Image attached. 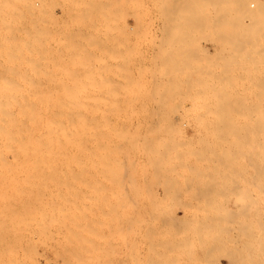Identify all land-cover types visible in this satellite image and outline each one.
Masks as SVG:
<instances>
[{
  "label": "rangeland",
  "instance_id": "rangeland-1",
  "mask_svg": "<svg viewBox=\"0 0 264 264\" xmlns=\"http://www.w3.org/2000/svg\"><path fill=\"white\" fill-rule=\"evenodd\" d=\"M40 1L0 0V154L35 153L0 156V264H264V0Z\"/></svg>",
  "mask_w": 264,
  "mask_h": 264
},
{
  "label": "bare ground",
  "instance_id": "bare-ground-1",
  "mask_svg": "<svg viewBox=\"0 0 264 264\" xmlns=\"http://www.w3.org/2000/svg\"><path fill=\"white\" fill-rule=\"evenodd\" d=\"M23 1H24V0H23ZM42 1H43V0H42ZM42 1H40V3H42ZM247 1H248V0H245L244 2H246V4L249 5V2L247 3ZM250 1L253 2V0H250ZM242 2H243V1H242ZM244 2H243V3H244ZM25 3H26V2H25ZM174 3H175V2H174ZM43 4H44V2H43ZM175 4H176V3H175ZM246 4H245V6H246ZM258 4H260V5L262 6L263 1H262V0H259V1H258ZM39 5H40V4H39ZM45 5H47V4H44V6H45ZM42 6H43V5H42ZM253 6H254V4L251 3V4H250V9H251L252 12L250 11V9H248L249 7H248V8L246 7L249 11H247V12H245V13L251 12V13H250L251 16H252V14H254L255 12L257 13L258 10H252V9H254ZM23 7H24V6H23ZM39 7H40V6H39ZM36 8H37V7H36ZM40 8H41V7H40ZM40 8H39V9H40ZM43 8H44V7H43ZM41 9H42V8H41ZM44 9H45V8H44ZM33 10H34V9H33ZM24 11H25V10H24ZM40 11H41V10H40ZM44 11H45V10H44ZM159 11H160V10H159ZM174 11H175V10H174ZM178 11H179V9H178ZM178 11H177V12H178ZM226 11H227V10H226ZM234 11H235V10H234ZM28 12H29V11H28ZM46 12H47V11H46ZM177 12H176V13H177ZM221 12H222V11H221ZM224 12H225V11H224ZM230 12H231V11H230ZM232 12H233V10H232ZM235 12H236V11H235ZM239 12H240V11H239ZM258 12H259V11H258ZM26 13H27V12H26ZM174 13H175V12H174ZM226 13H227V12H226ZM237 13H238V11H237ZM241 13L244 14V11L241 12ZM27 14H29V13H27ZM219 14H220V13H219ZM221 14H222V13H221ZM250 14H248V15L250 16ZM0 15H1V13H0ZM31 15H32V14H31ZM42 15H44V12H43ZM225 15H226V14H225ZM245 15H246V14H245ZM29 16H30V14H29ZM243 16H244V15H243ZM39 17H40V16H39ZM44 17H45V16H44ZM50 17H52V16H50ZM179 17H180V16H179ZM179 17H178V18L176 17V18L179 19ZM244 17H245V16H244ZM220 18H222V17L220 16ZM253 18H255V17H253ZM253 18H252V19H253ZM41 19H42V18H41ZM41 19H37V20H41ZM46 19H49V18H46ZM180 19H181V18H180ZM216 19H217V18H216ZM51 20H52V18H51ZM248 20H249V19H248ZM42 21H43V19H42L40 22H42ZM44 21H45V19H44ZM180 21H181V20H180ZM251 22H253V21H251ZM45 23H46V22H45ZM125 27H126V26H125ZM76 29H77V27H76ZM92 29H93V32H94L96 28H95V29H94V28H91V31H92ZM79 30H83V28L78 29V32H79ZM76 31H77V30H76ZM84 31H85V30H84ZM84 31H81V32H83L82 34L85 35ZM86 31H87V32H86ZM86 31H85V32L88 33V30H86ZM89 31H90V29H89ZM91 31H90V32H91ZM96 31H98V29H97ZM90 32H89V33H90ZM99 32H100V30H99ZM94 33H95V32H94ZM80 34H81V33H80ZM76 35H77V33H76ZM86 35H87V34H86ZM93 35H94V34H93ZM216 35H217V34H216ZM246 35H247V34H246ZM246 35H245V38H246ZM248 35H249V34H248ZM88 36H92L91 33H90ZM188 36H189V35H188ZM242 36H243V35H242ZM213 37H214V36H213ZM252 37L255 38L254 36H252ZM248 38H249V37H248ZM248 38H247V39H248ZM213 39H214V38H213ZM213 39H212V40H213ZM212 40H211V41H212ZM217 40H218V39H217ZM260 40H261V39H260ZM247 41H248V40H247ZM247 41H246V42H247ZM249 42H250V41H249ZM249 42H248V43H249ZM262 42H263V41H262ZM262 42H261V43H262ZM123 43H124V42H123ZM184 43H185V42H183L182 44H184ZM186 43H187V42H186ZM214 43H215V42H214ZM226 43H227V42H226ZM248 43H247V44H248ZM250 43H251V42H250ZM250 43H249V45H250ZM121 44H122V43H121ZM125 44H126V43H125ZM224 44H225V43H224ZM224 44H223V45H224ZM228 44H231V43H228ZM233 44H235V43H233ZM237 44H238V43H237ZM239 44H241V43H239ZM242 44H245V43L242 42ZM192 45H193V44H192ZM192 45H191V46H192ZM217 45H218V44H217ZM252 45H253V43H252ZM256 45H257V43H256ZM181 46H182V45H181ZM218 46H219V45H218ZM254 46H255V45H254ZM258 46H259V45H258ZM263 46H264V45H263ZM263 46H262V48H264ZM120 47H121V46H120ZM157 48H158V47H157ZM188 48H189V47H188ZM188 48H187V49H188ZM192 48H193V47H192ZM223 48H224V47H222V50H223ZM123 49H124V48H123ZM87 50H88V49H87ZM224 50H225V49H224ZM118 51H119V49H118ZM182 51H183V50H182ZM263 51H264V50H263ZM263 51H262V52H263ZM120 52H121V51H120ZM127 52H128V51H127ZM130 52H132V51H130ZM257 52H258V51H257ZM262 52H261V53H262ZM118 53H119V52H118ZM118 53H117V54H118ZM121 53H122V52H121ZM121 53H120V57H121V55H122ZM240 53H241V52H240ZM87 54H89V53L87 52ZM129 54H130V53H129ZM176 54H177V53H176ZM246 54H248V53H245V55H246ZM256 54H258V53H256ZM263 54H264V53H263ZM243 55H244V54L242 53V56H243ZM251 55H252V54H251ZM254 55H255V54H254ZM240 56H241V55H240ZM257 56H258V55H257ZM120 57H119V59H120ZM243 57H244V56H243ZM246 57H247V56H246ZM250 57H251V56L248 55V58H250ZM24 58H25V57H24ZM31 58H32V57H31ZM33 58H34V57H33ZM37 58H38V57H37ZM251 58L254 59L255 57H254V58L251 57ZM1 59H2V58H1ZM17 59H18V58H17ZM41 59H42V58H41ZM112 59H113V58H112ZM117 59H118V58H117ZM117 59H116V60H117ZM123 59H124V58H123ZM242 59H245V58H242ZM24 60L27 61V58L24 59ZM110 60H111V59H110ZM110 60L108 59V61H110ZM114 60H115V59H114ZM121 60H122V59H121ZM124 60H125V59H124ZM127 60H128V59L126 58V61H127ZM246 60H247V59H246ZM22 61H23V60H22ZM29 61H30V60H29ZM37 61H38V60H37ZM112 61H113V60H112ZM112 61H110V63H111ZM175 61H176V60H175ZM120 62H121V61H120ZM120 62H119V63H120ZM124 62H125V61H124ZM125 63H126V62H125ZM108 64H109V63H107V65H108ZM111 64H112V63H111ZM113 64H115V62H114ZM113 64H112V65H113ZM116 64H118V63H116ZM109 65H110V64H109ZM118 65H119V64H118ZM121 65H122V66H126V65H124V63H121ZM121 65H119V66L121 67L120 69L124 68V67H122ZM173 66H174V65H173ZM173 66H172V67H173ZM175 66H176V65H175ZM14 68H15V67H14ZM184 68H185V66H184ZM124 69H125V68H124ZM17 70H18V69H17ZM39 72H40V71H39ZM27 73H28V72H27ZM36 73H37V72H36ZM24 74H25V72H24ZM24 74H23V76H24ZM30 74H31V73H29L28 75H30ZM26 75H27V74H26ZM26 75H25V76H26ZM12 76H13V75H12ZM30 76L32 77V75H30ZM34 76H35V75H34ZM13 77H14V76H13ZM16 77H17V76H16ZM26 77H27V76H26ZM31 77H30V78H31ZM37 77H38V76H37ZM30 78H29V79H30ZM33 78H35V77H33ZM39 78H40V77H39ZM39 78H38V79H39ZM34 80H35V79H34ZM23 81H24V80H23ZM26 81H28V80L26 79ZM30 81H31V80H30ZM24 82H25V81H24ZM28 82H29V81H28ZM36 82H37V81H36ZM40 82H41V81H40ZM30 83H31V82H30ZM32 83H33V79H32ZM38 83H39V82H38ZM28 84H29V83H28ZM40 84H41V83H40ZM38 86H39V85H38ZM199 86H200V85H199ZM40 88H41V87H40ZM193 88H194V87H193ZM195 88H196V87H195ZM191 90H192V89H191ZM39 93H40V91H39ZM193 93H194V92H193ZM196 93H197V95H198V94H209V93H206V92H200V91H199V92H196ZM194 95H196V94H194ZM194 95H193V96L191 95V98L193 99V100H192L193 103H195V102H196V103H197V102H200V103L203 102V103H205L204 101L207 100V99L205 100L206 97L203 99L204 96H203V97H200L201 95H199L200 98H195V97H197V96H194ZM187 97H188V96H187ZM189 97H190V95H189ZM193 97H194L195 99H194ZM25 99H26V98H25ZM29 99H30V98H29ZM29 99H26V100H29ZM23 100H24V98H23ZM30 100H31V99H30ZM30 100H29V101H30ZM208 100H209V98H208ZM55 101H56V100H55ZM57 101H58V100H57ZM1 102H2V101H1ZM1 102H0V103H1ZM19 102H21V101H19ZM27 102H28V101H27ZM30 102H31V101H30ZM30 102H28V103H30ZM22 103H24V101H23ZM22 103H21V104H22ZM193 103H192V104H193ZM200 103H199V104H200ZM21 104H19V106H21ZM26 104H27V103H26ZM197 104H198V103H197ZM22 105H23V104H22ZM24 105H25V104H24ZM0 106H1V105H0ZM3 107H4V106H3ZM47 107H48V106H47ZM75 107H76V108H79V106H75ZM81 107L84 109L82 119H83V121L85 122V126H84L83 134H84V136H86V139L88 140L89 147H90V141H89L90 136L93 138V145H92V146H96L97 143H98V145L100 146V142H96V141H95V138L98 136V137H99V140L101 141V137H102L101 135H102V131H103V130H102V120H103V114H104V113L102 114V110H103V108H104L105 106L103 107V106H101V105H93V106H87V105H84V106H81ZM4 108H6V107H4ZM4 108H3V109H4ZM7 108L15 109V108H17V107H15V106H14V107H11V106L9 107V106H8ZM18 108L21 109L22 107H18ZM27 108H28V107H27ZM68 108H72V106L70 107V106H65V105H51V106L49 107V109H52V110H61V109H68ZM1 109H2V108H1ZM1 115H3V114H1ZM1 115H0V116H1ZM66 116H69V117H70V116H71V113H68ZM3 117H4V116H3ZM3 117H1V118H3ZM0 120H2V119H0ZM88 120H89V121H88ZM2 121H4V118H3ZM4 122H5V121H4ZM8 125H10V124H8ZM11 127H12V126H11ZM59 127H60V129H61L62 134L64 135V138H63L62 136L60 137L58 134L55 133V136H54V142H55L56 144H61V143H63L64 141H66V139H67V137H68V135H69V130H66L67 128H65L64 125H62V124L60 123V124H59ZM8 128H9V127H8ZM3 130H5L4 127H3V129H2L1 131H3ZM18 131H19V130H18ZM5 132H6V131H5ZM6 133H8V132H6ZM9 134H10V133H9ZM14 134H15V133H14ZM7 135H8V134H7ZM7 135H6V136H7ZM13 136H14V135H13ZM15 136H16V135H15ZM20 138H22V136H21ZM20 138H19V139H20ZM4 139H5V138H4ZM17 140H18V139H17ZM17 140H16V142H17ZM1 141H2V139H1ZM8 141H9V140H7V142H8ZM9 142H10V141H9ZM11 142H12V144H13L12 146H14V142H15V141L13 142V140H12ZM16 142H15V143H16ZM2 143H3V142H2ZM6 144H7V143H6ZM9 144H10V143H9ZM2 145H4V144H2ZM18 145H19V144H18ZM2 147H3V146H2ZM5 147H6V146H5ZM16 147H17V146H16ZM3 148H4V147H3ZM9 148H10V147H9ZM9 148L7 147V150H8ZM11 148H12V147H11ZM11 148H10V149H11ZM14 148H15V147H14ZM14 148H13V149H14ZM0 149H1V148H0ZM3 150H4V149H3ZM3 150H2V151H3ZM18 150H20V149H18ZM2 151H1V152H2ZM7 152H9V151H7ZM33 155H35V153H33V152H30V153H18V152H17V153H12V151H11V154H3V152H2V154H0L1 157H2V156H12V157H14V158H15V159H14V160H15L14 162H16V161L19 162V161H20V158H23V161L21 162V163H23V164H22V166H23V172H29V170L26 169V168H27V167H30V166H33V164H35L34 162L28 161V159H27V158H30V157L33 156ZM47 157H48V156H47ZM17 158H18V160H17ZM85 158H86V159L89 158L87 152H86ZM6 159H7V158H6ZM12 161H13V159H12ZM17 162H16V163H17ZM12 163H13V162H12ZM14 164H15V163H14ZM1 165H2V161L0 160V166H1ZM19 165H20V164H19ZM22 166H21V167H22ZM15 167H16V166H15ZM14 170H15V169H14ZM3 171H4V170H3ZM18 171H19V169H18ZM20 171H21V170H20ZM88 171H89V170H84V172H88ZM50 172H63V170H50ZM98 172H102V170H101V171H98ZM103 172H104V170H103ZM1 173H2V172H1ZM6 174H7V173H6ZM103 211H104V210H103ZM103 211H102V212H103ZM105 211H106V210H105ZM105 211H104V212H105ZM104 212H103L102 214H100V215H104ZM107 212H108V211H107ZM100 213H101V212H100ZM108 213H109V212H108ZM103 218H104V217H100V219H99V217H97V218H83V219H84V220H99V221H101V220H103ZM105 218H106V217H105ZM3 219H4V218H3ZM79 219H80V218H79ZM114 219L117 221V219H119V218H117V217H116V218L114 217L113 219L111 218V221H112V220L115 221ZM9 220H10V219H9ZM105 220H106V221H110V218H106ZM105 220H103V221H105ZM19 221H20V220H19ZM9 222H10V221H9ZM2 226H3V225H2ZM118 230H119V229L117 228V229H116L117 233H118ZM0 247H1V246H0Z\"/></svg>",
  "mask_w": 264,
  "mask_h": 264
}]
</instances>
